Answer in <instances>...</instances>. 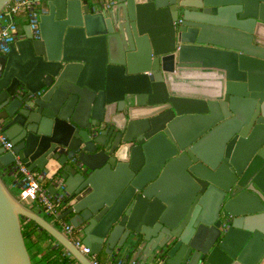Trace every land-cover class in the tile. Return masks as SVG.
<instances>
[{
	"label": "water",
	"instance_id": "obj_1",
	"mask_svg": "<svg viewBox=\"0 0 264 264\" xmlns=\"http://www.w3.org/2000/svg\"><path fill=\"white\" fill-rule=\"evenodd\" d=\"M42 4L0 54V264H32L23 221L92 264L11 192L15 157L91 254L264 264V0Z\"/></svg>",
	"mask_w": 264,
	"mask_h": 264
},
{
	"label": "built area",
	"instance_id": "obj_2",
	"mask_svg": "<svg viewBox=\"0 0 264 264\" xmlns=\"http://www.w3.org/2000/svg\"><path fill=\"white\" fill-rule=\"evenodd\" d=\"M45 0H11L0 12V54L9 51V46L20 35L21 32L15 25V19L24 18L26 25L32 31V34L38 35V18L44 8L42 3ZM96 3H107L110 0H95ZM0 142L5 151L11 152L13 145L6 141L0 125ZM11 174L17 178V184L20 188L18 199L21 203H35L41 210L59 220L61 206L57 199L51 197L41 186L40 175L37 172L30 171L17 157L11 167ZM60 208V210H59ZM62 233L71 239L73 245L83 254L89 257L92 264H101L97 260L96 254H91L90 248L83 245L81 238H77L78 230L69 223H61ZM73 238V239H72ZM105 264H122L121 260L109 258Z\"/></svg>",
	"mask_w": 264,
	"mask_h": 264
},
{
	"label": "crops",
	"instance_id": "obj_3",
	"mask_svg": "<svg viewBox=\"0 0 264 264\" xmlns=\"http://www.w3.org/2000/svg\"><path fill=\"white\" fill-rule=\"evenodd\" d=\"M42 8H44L43 4H42ZM25 26L26 25H24V27ZM3 180L6 183V185L10 188L11 191L15 190L19 194L20 188H19V186L17 184V178L15 176H13L11 173L8 172L4 176ZM41 184L45 185L42 182H41ZM46 186H45V189H46ZM25 205H27L33 212L38 214L46 222H48L50 225L54 226L59 231H61V223H69L67 218L61 220V223L59 221H56L53 217L45 214L41 210V208L38 207L35 203H27ZM23 222H26V221H23ZM48 236H50L52 239L47 238ZM79 237H80V235H77V238H79ZM32 241H37L38 242V244L36 246H34L33 248H31L29 250V254H30V257L32 259L38 260V259L42 258L44 256V254L46 253L47 248L49 246H51V247H61L65 251V253L69 254L62 245H60L49 233H47L45 230L41 229L40 227L37 229L36 235L32 238ZM68 259H69L70 264H78L76 262V260L70 254L68 256ZM97 260L101 264H105L109 260V258L105 254L101 253V254L97 255Z\"/></svg>",
	"mask_w": 264,
	"mask_h": 264
},
{
	"label": "trees",
	"instance_id": "obj_4",
	"mask_svg": "<svg viewBox=\"0 0 264 264\" xmlns=\"http://www.w3.org/2000/svg\"><path fill=\"white\" fill-rule=\"evenodd\" d=\"M15 25L18 30L22 32V28L26 25V21L24 18H17L15 19ZM41 186L45 189V185L41 184ZM38 228V225L33 221L22 222V235L28 251L38 244L37 241H32V238L36 235ZM47 238L52 239L50 236ZM68 256L69 254L65 253L61 247L49 246L42 258L38 260L31 258V261L32 264H70Z\"/></svg>",
	"mask_w": 264,
	"mask_h": 264
},
{
	"label": "rangeland",
	"instance_id": "obj_5",
	"mask_svg": "<svg viewBox=\"0 0 264 264\" xmlns=\"http://www.w3.org/2000/svg\"><path fill=\"white\" fill-rule=\"evenodd\" d=\"M88 1H89V3H90L91 6H93V7H97V3H96L95 0H88ZM11 192H12L16 197H18L19 194H18L15 190H14V191L12 190ZM78 235H79V234H78Z\"/></svg>",
	"mask_w": 264,
	"mask_h": 264
}]
</instances>
